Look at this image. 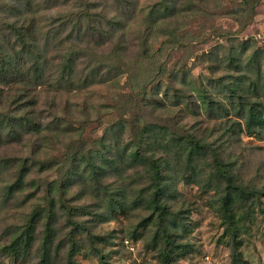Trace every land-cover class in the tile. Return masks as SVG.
I'll return each mask as SVG.
<instances>
[{
  "label": "trees",
  "instance_id": "obj_1",
  "mask_svg": "<svg viewBox=\"0 0 264 264\" xmlns=\"http://www.w3.org/2000/svg\"><path fill=\"white\" fill-rule=\"evenodd\" d=\"M75 1L71 11L60 10L48 25L39 23L32 13L35 0H0V139L8 138L0 144V152H6L7 142L15 140L11 138H16L20 129L33 140L27 153L15 155L20 166L5 177L3 189L0 185L1 213L17 205L13 201L15 189L23 192L34 185L24 179L34 165L37 173L56 167L57 175L49 182L37 183L44 195L22 223L8 227V237L0 242V254L17 258L20 264H56L58 259L60 264H78L75 255L84 250L100 264H112L103 242L111 244L114 233L96 227L115 219L116 213L137 210L141 215L128 225V232L132 240L146 234V245L154 258L149 264H177V252L195 249L187 237L193 229L187 221L193 207H183L186 198L177 190V183L182 181L194 183L207 194L208 206L222 232L230 235V264H247L239 251L241 232L233 222L236 216L242 220L255 209L264 212V156L255 157L253 145L240 138L244 134L264 139L263 53L254 48L248 60H243L253 41L252 45L241 43L236 52L230 47L224 60L214 58L219 50L208 51L207 80H200L199 87L192 89L183 86L184 80L174 81L179 85L170 93L175 100L166 105L167 85H162L164 97H155L166 73L158 64L157 52L166 45L187 47L196 39L190 28L197 12H207L212 0H163L167 34L157 51L144 45L135 61L139 71L143 69L141 61L150 64L146 71L152 78L151 89L146 88L147 77L137 89L129 87L131 93L121 89L112 93L105 83L96 86L97 78L105 81L110 74L126 71L129 61L112 64L97 53L99 42L114 36L119 44L111 52L126 48L123 26L132 17L129 6L137 0ZM258 1L232 0L234 8L226 12L242 25L253 17ZM48 2L56 5V0ZM101 16L106 19L104 24ZM155 21L143 22L150 29L144 40L155 29ZM69 24L70 31L62 33V25ZM83 53L88 61L78 64L76 58ZM99 98H123L113 105L120 108L116 120L99 136L83 135L82 127L67 132L68 119L83 117L87 123L92 112L101 119L113 109ZM40 99L44 101L41 106L37 104ZM182 100L185 105H178ZM57 105L60 113L52 110ZM147 108L151 119L141 116ZM185 118L190 119L188 124ZM60 136L61 142H56ZM64 140L62 153L53 157L52 145ZM2 162L8 163L0 159V165ZM244 203L249 208L243 212ZM120 245L125 253L131 252L124 243Z\"/></svg>",
  "mask_w": 264,
  "mask_h": 264
},
{
  "label": "rangeland",
  "instance_id": "obj_2",
  "mask_svg": "<svg viewBox=\"0 0 264 264\" xmlns=\"http://www.w3.org/2000/svg\"><path fill=\"white\" fill-rule=\"evenodd\" d=\"M162 1L163 0H137L135 4L129 6V12L132 13V17L129 21L130 23H125L123 26V29L127 33L126 38H124L126 48L111 52V48H115L119 44L118 38H114V36L104 37L102 41L99 42L101 47L97 53L103 55L105 59H110L112 64L129 61V65L126 71L122 69L115 72L114 75L110 74V76L105 77V81L103 80L104 82L102 79L99 80V78H97L98 81L95 82L96 86L104 85L105 83L109 92L112 91V93H116L119 89H121V91L130 92L132 89L128 90L129 87H135L133 89H137L148 77L149 80L146 82V88L147 90L151 89L152 78L147 76L146 71V67L150 64L146 65L144 61H141L139 65L140 68L143 69L139 71L137 70L138 66L135 61L138 54L143 51L144 45L151 51H157L160 47L161 40L167 34L165 30L167 29L165 20L168 19V14L167 10L163 9L161 6ZM115 2H117V0ZM75 3V0H56V5L52 7L48 0H35L31 7V11L36 16L39 23L49 25L52 20L57 18L60 10H63V12L71 11V9L74 8ZM233 8L232 0H212V2H209L207 12H197L192 28H190L192 35H194V37L196 36V39L188 44L187 47L173 48L166 45V47H162V49L157 52L158 64L165 67L166 73L161 76L162 84L160 85L161 88L157 91V95H154L156 98L164 97L163 86L167 85L169 87L168 98L164 100V103L166 105H171V103H174L175 98L170 93H173L175 90L174 88L179 86L175 85L173 83L174 81L181 83V81L184 80L183 86L190 87L191 89L195 86L199 87L200 80L205 82L209 76L207 67L208 62L205 60L207 58V52L212 49L216 52L219 50L214 56L215 59L224 60L230 47H235L236 52L241 49V43L243 46V44H247L248 41L249 45H252L253 41L254 45L252 48H250L249 45L247 46L249 48L243 54V60H248V56L254 48H259L264 55V0L258 1L254 6L253 17L247 23L243 22L242 25L240 21L232 18V15L230 14L231 12H226L231 11ZM155 19V29L152 28V34L147 36V40H144L145 35L148 32L150 33V29L143 22L150 24V21ZM56 21L59 22L58 19H56ZM101 21L104 24L106 19L101 16ZM62 26H65L62 33L70 31V24ZM121 28L122 27L118 28L117 32H119ZM109 29H112L110 25ZM76 60L78 61V64H81V60L82 62L88 61L87 55L83 53L80 57L76 58ZM139 60L140 59H138L137 62ZM152 71H154L153 73H156V70ZM128 72L131 73V78H129ZM182 75H185V77L181 78ZM134 77H136V79H134ZM102 90H104V88L98 90L97 95H100L98 92ZM99 99L100 103H109L112 106L116 103L123 102V98L122 101L117 99L115 101L113 99L110 101L102 98ZM43 103L44 101L40 99L37 104L41 106ZM75 105L76 101L72 102L71 106L73 107ZM178 105L184 106V100L180 101ZM55 107L58 108H52V110L60 113V105ZM148 112L149 108H147L145 112H142L141 116L145 115L144 118L151 119V117L148 116ZM119 114V106H115V108L113 106V109L106 112L101 119H97L92 112L91 115L93 117H91L87 123L84 122L83 117H75L74 119L65 118L70 121L69 125L66 126L67 132H74L75 130H78L79 127H82L83 135L99 136L105 127L113 123L112 121L116 120ZM163 118H165V116ZM176 119H179V117ZM64 121L66 123L67 120ZM185 121L187 123L190 119L185 118ZM120 129H122V127ZM17 131L18 129L16 132ZM123 135L124 139L127 140L129 135L128 131L125 130ZM62 138L63 136H60L56 142H61ZM240 138L246 144L253 145L252 154L255 157L264 156V139L246 137L244 134H242ZM11 139L15 140L7 142L9 147L6 148V152H0V159L8 161L7 165L3 164L4 161L2 162V165H0V185H2V189L7 182L5 177L10 176L15 169L20 166V162L17 158L15 159V155L20 151L27 153L29 149L28 146L33 142V140L29 138V135L21 134V129L20 134L16 136V138ZM7 140L8 138L6 136L1 138L0 144ZM65 140L57 145H52L51 151L53 157H57L62 153L60 149L63 147ZM53 168L54 169H48L47 172L37 173L35 171L37 167L34 165V168H32L33 171H31L32 173H27L24 178L25 180H32L34 185L23 192H18L19 190L16 191V189L14 190L16 199L13 201L17 202V205L8 212L2 211L1 213L0 211V242L8 237V227L10 225L22 223L25 220V216L28 215L31 209H33L37 200L42 198L44 191L37 186V183L44 180H48L49 182L51 179H55L57 176L56 167ZM24 181L23 185L25 184ZM78 189L79 188H74V191H78ZM177 190L186 198L183 207L186 205H191V207H193L187 218V221L192 225L193 229L192 232L187 234V237L195 243V249L190 253L177 252V264H230V235H226V233H224L225 231L222 232L223 228L219 226L215 214L208 206L209 199H207V194L202 193V189L197 188L194 183L186 184L182 181L177 183ZM248 208V204L244 203L241 210L244 212ZM262 208L264 209V204ZM140 213L141 212L137 210L128 211L126 214L116 213L115 219L97 225V230L104 231V233H114L113 238H111V244L103 242V246L110 251L112 264H149L154 262L153 252L151 249H148L146 245V234H143V237L132 240L128 232V225L137 222L139 215H141ZM263 218L264 212L255 209L252 214L245 215L243 219L241 218L242 220H239L240 218L236 216L235 220H237L233 222V227L238 228L241 232L239 251L248 262L247 264H264ZM59 223L60 222H57L56 225ZM61 225V231L64 233L66 231V228H63L64 222H62ZM41 226L42 222H39L38 228L41 229ZM125 238L131 240L135 247L133 251L129 249L131 251L130 253H125V247L123 248L122 245H120L124 243L123 240ZM75 259L78 264H100L94 255L85 252L84 250L77 252ZM54 262L60 264L59 259L54 260ZM0 264H20V261L5 253L0 254Z\"/></svg>",
  "mask_w": 264,
  "mask_h": 264
},
{
  "label": "built area",
  "instance_id": "obj_3",
  "mask_svg": "<svg viewBox=\"0 0 264 264\" xmlns=\"http://www.w3.org/2000/svg\"><path fill=\"white\" fill-rule=\"evenodd\" d=\"M123 242H124V244L130 249V250H134V245H133V243H132V241L131 240H129V239H127V238H125L124 240H123Z\"/></svg>",
  "mask_w": 264,
  "mask_h": 264
}]
</instances>
